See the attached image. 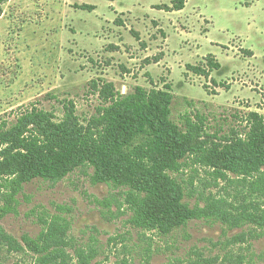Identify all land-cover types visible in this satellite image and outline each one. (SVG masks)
Returning a JSON list of instances; mask_svg holds the SVG:
<instances>
[{"label":"rangeland","instance_id":"rangeland-1","mask_svg":"<svg viewBox=\"0 0 264 264\" xmlns=\"http://www.w3.org/2000/svg\"><path fill=\"white\" fill-rule=\"evenodd\" d=\"M172 1L10 0L0 16V126L32 107L61 122L69 103L88 126L111 104L101 95L111 84L117 97L138 87L170 93L171 121L185 132L187 118H203L208 146L245 140L250 114L264 118V0L158 9ZM209 55L219 71L206 78L189 68H206ZM201 155L189 154L170 175L191 208L216 209L170 234L135 226L127 189L93 183L91 167L57 183L34 180L13 200L0 179V264H40L25 240L54 220L65 231L55 264H80L79 250L93 256L90 264H264V227L254 217L264 215V183L218 178Z\"/></svg>","mask_w":264,"mask_h":264},{"label":"trees","instance_id":"trees-1","mask_svg":"<svg viewBox=\"0 0 264 264\" xmlns=\"http://www.w3.org/2000/svg\"><path fill=\"white\" fill-rule=\"evenodd\" d=\"M9 1L0 0V16ZM186 1L173 0L170 6L158 9L182 11ZM82 9L94 11L95 7L83 5ZM189 68L208 78L221 65L209 55L206 68ZM101 95L106 104H111L100 108L88 126L77 121L72 103L65 106L67 113L61 122H55L52 114L37 107L25 110L12 124L3 122L0 179L6 183L3 187L10 191L11 200L23 185L34 180L57 183L80 168L91 167L93 183L127 189L126 204L133 212L135 226L170 234L191 220L208 217L216 209L212 202L204 208H191L184 202L183 186L170 175L181 171L189 154H202L199 160L211 166L218 178L229 179L228 174H232L243 181L257 177L264 183V118L258 113L250 114L245 140L211 142L208 146L201 136L203 118H187L185 132L171 121L170 93L138 87L134 94L117 97L111 84H103ZM254 217L264 227V215ZM64 232L54 220L36 240L25 241L40 256V264H55L63 258ZM53 242L54 248L50 245ZM76 255L80 264H90L93 259L84 250Z\"/></svg>","mask_w":264,"mask_h":264},{"label":"crops","instance_id":"crops-1","mask_svg":"<svg viewBox=\"0 0 264 264\" xmlns=\"http://www.w3.org/2000/svg\"><path fill=\"white\" fill-rule=\"evenodd\" d=\"M187 1H188V0H187ZM187 1H186V4H187ZM185 7H186V5H185ZM184 9H185V8H184ZM184 9H183V10H184ZM164 11H165V10H164ZM166 12H167V11H166ZM175 12H176V11H175ZM178 12H179V11H178ZM169 13H170V12H169Z\"/></svg>","mask_w":264,"mask_h":264}]
</instances>
